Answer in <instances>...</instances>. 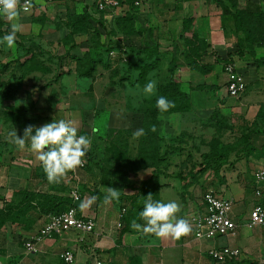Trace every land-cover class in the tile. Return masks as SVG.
Here are the masks:
<instances>
[{"label":"crops","instance_id":"obj_1","mask_svg":"<svg viewBox=\"0 0 264 264\" xmlns=\"http://www.w3.org/2000/svg\"><path fill=\"white\" fill-rule=\"evenodd\" d=\"M97 1L63 0L49 3L38 0L30 12L17 8L18 20L9 21L0 17V38L10 32L12 23L21 25L14 49L0 45V60L6 57L11 64L19 63L21 66L26 60L23 54L29 55L31 49L41 50L48 46L64 48L70 32L82 34L87 31L80 26L69 29L66 20L72 15L77 16L80 11L76 8L82 6H88L87 11L91 16L99 19L98 13L102 11L98 9ZM259 9L264 10V0H147L136 8V25L127 34L123 30L118 31L114 22L109 21L125 15L130 6L110 7L103 11L108 12L104 19L109 23L95 25L94 32H100L103 40L108 38L105 33L118 32L114 39H119L122 47L128 50L129 65L120 63V66L112 62L106 52L103 57L99 55V50L90 46L89 52L95 55H89L87 75L72 67L70 74L55 76L56 63L51 69L54 73L44 74L37 70L27 72L22 79L13 76L14 81L20 82L13 94L16 99L3 100L4 105L0 103V107L9 105L17 109L15 106L27 103L24 111L38 113L41 126L53 120H71L80 134L90 129L89 112L107 109L112 111L114 118L120 113L121 119L109 122L106 129L122 128L134 134L144 127L145 97L150 96L149 99L156 95V90L153 95H146L144 86L150 80H154L157 86L168 74L174 60L177 63L175 79L187 92L189 107L183 112L167 113V119L161 122L165 135L163 152H167V159L158 169L152 167L136 173L133 185L138 187L142 184L140 180L148 181L156 172L154 181L159 184L156 200L168 202L172 196H176L170 192L177 193L180 199H174H178L181 205L177 215L188 221L191 231L179 239L171 236L157 238L154 234H145L133 228L123 231V225L118 226L119 207L115 200L105 202V196L109 187L120 190L121 194L131 193V187H124L121 182L98 185L96 176L101 175V170L94 166L91 170L79 168L75 173L69 171L58 183H49L34 153L0 155V208L7 205L15 208L10 220L0 229V264H52L48 254L50 249L58 252L60 264H65L60 259V253L67 249L75 254L73 264H128L133 257H136L135 263L138 264H264V228L248 226L252 208L256 203L264 202V187L261 188L263 196L257 197L254 184V173L264 167V124L262 120L254 122L264 109V66L258 68L255 63V59L264 57V46L254 44V55L249 52L236 55L240 47L251 46L247 42L246 31L252 29L251 17ZM56 19L58 25H52L50 21ZM81 34L74 35L76 44L82 47L91 45V41L87 42V38ZM193 47L201 49V54L197 56L200 66L196 69L186 64V52ZM76 53L73 52L70 59L83 61ZM231 54L233 63L244 73L248 85L240 97L227 93L224 62L217 60H225ZM149 64L151 66L145 68ZM70 79L71 86L67 83ZM130 88L138 94H145L143 99L136 100L135 107L128 102L129 95L125 93ZM66 95L80 97L79 102L69 108L79 117L78 122L66 117ZM121 95H124V100L120 99ZM83 97H89L88 105H81ZM221 116L227 122L222 128ZM217 136L226 143L234 144L229 163L217 172L208 169L198 174L200 167L193 168V164L203 162L202 155L210 152V145ZM239 139H246L248 145L244 142L238 144ZM88 158L85 156V159ZM190 171L194 178L181 177V174L185 176ZM74 185H78L81 193V200L76 203L78 215L95 217V231L85 234L71 231L63 234L62 238H48L39 246L38 252L27 253L24 244L20 245L18 241L33 236L49 215L39 213L42 206L38 201L43 202L45 208L47 206L41 197H36L33 202L36 208L15 213L27 203L20 193H49L71 199ZM95 185L104 194L103 199L93 193ZM209 190L232 200L231 217L238 225L235 236L196 239L192 217L205 212L204 194ZM223 246L240 249V256L225 263L215 262L208 251ZM36 255L40 261H33Z\"/></svg>","mask_w":264,"mask_h":264},{"label":"trees","instance_id":"obj_2","mask_svg":"<svg viewBox=\"0 0 264 264\" xmlns=\"http://www.w3.org/2000/svg\"><path fill=\"white\" fill-rule=\"evenodd\" d=\"M134 2L135 0H121V5L130 6V10L126 11L125 15L116 18L117 23L114 22V24L118 27V31L123 30L121 28V25L119 26L120 23H125L127 19H128L127 22L135 21L137 19L135 18L136 16L135 10L138 7L135 6ZM251 27H252L251 30L246 31V39H247V42H250L251 46H249V48L240 47L239 52L236 53V55L238 56L240 55V53L243 54L244 52H249L252 55H254V47H253L254 44L264 46V10L257 11L255 16L251 17ZM111 33H112L111 35H116V33L118 32L112 31ZM110 38L111 39H108L104 43V46H102L101 48L97 49V47L96 48L94 47L95 50H99L101 52V49H102V51L106 52V54L109 56L108 58H110L112 62L114 63H118V64L124 63L125 65L128 64L130 62V55L128 54V50L122 47L123 45L120 44V40H116L114 39L115 37H112V36H110ZM65 43H67V41H65ZM114 47H119V49H115L118 51L117 59L113 58L110 54L112 51H114ZM122 54H128L127 55L128 60L126 62L122 61V57H121ZM200 54H201V49L197 47H193V48H190V50H187L186 52L187 63L186 64L194 69L198 68L200 65L197 61L198 59L197 56ZM217 60L224 62L223 64L225 66L228 63H233V54L225 58V60H221V59H217ZM81 62L83 61L78 60L77 64L80 65ZM255 63L258 68L264 66V57L255 59ZM130 66H133V65H130ZM149 66H151V64L145 65V68H148ZM176 68H177V63L173 60L170 64L168 74L156 86V95L152 99L145 101L146 111L144 113L145 115H144V127H143L145 131V135L137 139V137H135L130 132V130H126L128 133V138L131 136L136 139L137 154L136 155H126V150L128 148L126 146V148L121 149L118 156L120 157L121 160H126L128 162L127 165L118 166V165H114L111 162H109L108 164L104 165L103 169H101V175H99V177H97L98 175L96 176L98 185L104 184V183L108 185H115L117 182H122L124 187H127L130 185L132 190L135 191L134 193H122L119 199L115 200L117 205H119V209L121 212L123 209H125V212L122 214V218L120 219L121 226L123 225L122 226L123 231H128L131 229L130 225L133 220H136L137 223H141V224L144 223V221H142L139 218V212L143 209L144 200L149 194L152 195L153 200H156V198H158L157 191L159 188V184L158 182L157 183L155 182L156 181L155 179L157 178L156 172H154V174L148 179V181L140 180L142 184L139 185L138 187L136 185L129 183L131 177L134 176L136 178L137 176L136 173L140 172L141 170H144V169L146 170L152 167L155 169L160 168L161 164L164 161H166L167 156H168L167 152L166 153L163 152V143H164L163 139L165 138L159 137L156 141L154 137L155 131L154 132L151 131L153 127H155V129H158V127L161 125V119L159 118V116L162 113L156 107V100L159 98V96H164L168 100L174 103V107L170 108L167 112H163V113L183 112L187 110V108L189 107L188 94L185 90L182 89L180 82L176 81L175 79ZM241 73L244 74L243 72ZM82 74L87 75L89 73H82ZM210 88H215V87H210ZM247 89H248V85H247ZM215 114L219 116L218 113H215ZM215 114L212 120H214ZM223 118L224 117L220 119L221 128L227 124V122H225ZM259 120H262L261 123L264 124V109L263 108L258 114V119L255 120L254 122L257 123ZM152 139L154 140L153 144H152ZM115 142L116 140H114L111 144ZM240 142L241 144L242 142H244L245 145H248V142L246 139H244V141H241L239 139L238 144ZM128 143L132 144L129 140H128ZM146 144L152 146V153L150 155L149 154L144 155V146ZM233 150H234V144L226 143L222 140L220 136H217L216 138H214L213 143L210 145V152L202 155L203 162H201L200 164H197V163L193 164V168H197V166L200 167V169L197 171L198 174L200 172H206V170L208 169L214 170L217 172L222 168L224 164L229 163V158H230L229 154H231ZM86 168L88 169L90 168V170L93 169L90 159L87 160V165L85 166V169ZM191 173L192 172L190 171L185 176L181 174V177L182 178H189V177L194 178L195 176H193ZM153 182L155 183L152 186ZM98 185H95V190L93 191V193L97 195L99 199H103L104 194L98 189ZM20 194L24 195L23 200L26 201L27 203H25L24 205H21L22 209L15 212L17 214L24 213V212H27L28 210L36 208V206L33 203L36 197H41L44 199L45 202H47V206L45 208L43 205V202L41 204L40 201H38L39 204L42 206V209L40 208L41 210L39 211V213L43 212L44 214H47V215L58 214V213L64 212L74 205L73 199L72 198L68 199L67 196L60 197V196L51 195L49 193L40 194L39 192L29 193V191H25ZM14 211H15V208L12 205H7L5 208H0V229L4 226V224L8 220H10L12 213ZM135 259L136 257L130 258V261L128 262V264H138V263H135Z\"/></svg>","mask_w":264,"mask_h":264},{"label":"rangeland","instance_id":"obj_3","mask_svg":"<svg viewBox=\"0 0 264 264\" xmlns=\"http://www.w3.org/2000/svg\"><path fill=\"white\" fill-rule=\"evenodd\" d=\"M72 5L74 3H71ZM91 8V6L89 7ZM92 8L94 10H96L93 6ZM72 9H75L72 8ZM77 10L80 11L79 14L76 15H72L71 17H69V19H67V26L69 27H65L63 26V28H69L71 29V27H83L85 29H87V31H85L84 33H75V32H66L69 33L70 38H67V44L64 45V48H52L50 46L46 47V48H40L39 49H31V52L29 53V55L27 54H23L25 55L26 60H24L25 62L21 64L17 63L15 65L11 64L10 61H8V59L2 58V60H0V103H3V100H7L10 101L9 99L13 98L16 99V96H14V92L15 90L18 89V86L20 84L19 81H14L13 80V76L17 75V79L21 78L27 74V72L32 73V72H37V70H39V72H42L44 74L53 72V64H58L56 69V73L55 76H62L65 75L67 73H71L72 72V67L76 68V70L79 73H88L89 67H90V63H89V55H91V53L93 52H89V47L91 46V48H93V46L97 49L101 48L102 46H104L105 41H107L108 39H111L110 36L112 37H117L116 35H111L112 33H105V35L109 36L106 40H103L102 35H100V32H94V26L95 25H99L102 24L104 25L105 22H107V24L109 22H116V18H112L111 21H106L104 19L105 14L106 13H102L99 12V19H96L95 17L93 18V16H91V14L87 11L88 10V6L87 7H83L82 8H76ZM135 18H137L135 16ZM114 20V21H113ZM78 21V22H77ZM128 21V19H127ZM125 22V23H120L119 26L121 25V28L123 29L124 32H126L127 34H130L129 32L133 29V26L136 25V20L135 21H130V22ZM64 22V21H63ZM50 23L52 25L57 26L58 25V21L56 20H51ZM78 24V25H76ZM99 29V28H97ZM90 31V32H89ZM84 35L88 41H91V45L89 46H80L79 43L76 44V41L74 40L75 37L74 35ZM84 37V38H85ZM119 40V39H118ZM75 42V43H74ZM62 44V42H60V45ZM74 44V45H73ZM70 47V48H69ZM94 48V49H95ZM115 49H119V47H114V51L116 53H118L117 50ZM24 50V49H23ZM17 51H19L17 49ZM25 51V50H24ZM77 51L76 55L81 56L84 60L83 62H81L80 65L76 64V62L78 63V60H73L75 61V63L72 61L73 57V52ZM102 51V49H101ZM114 52V53H115ZM115 53V54H116ZM94 54V53H93ZM95 55V54H94ZM101 56L105 57V53L104 52H100ZM9 57V56H7ZM24 57V56H23ZM113 58H118L117 56H112ZM72 61V62H70ZM120 65V64H118ZM124 65V64H123ZM121 66V65H120ZM119 66V67H120ZM21 68V70H20ZM20 72H19V71ZM164 71H161V73H163ZM71 79L67 82L69 86H71ZM227 91V90H226ZM125 93L129 95V101L131 103V105H133L135 107V103L136 100H141L143 99L142 97L145 96V94H138V92L134 89H126ZM124 96V95H123ZM123 96L121 95V100L123 99ZM150 97V96H148ZM148 97H145V101L152 99L153 96L151 98L148 99ZM79 98L80 97H74V96H70V95H66L65 97V104H66V117H69L71 119H73L74 121L79 120V117L77 116L76 113L73 112V110H69L70 107H72L73 104L79 102ZM92 100L94 99L93 97H91ZM132 100H134V102H132ZM25 100H23L22 102H24ZM89 97H83L81 98V105L86 103L85 105L89 104ZM19 102V101H18ZM4 105V103H3ZM27 103H22V106H15L17 109H13L12 107H10L9 105L0 107V155H32L33 152L31 151L28 142H26L25 148L24 149H19L17 147V145L15 144V140L14 137L11 135V133L13 131L16 130L17 135L22 137L24 130L26 127H28L29 125H34L36 127H40L41 124L39 123L40 121H38V113H33V112H28V111H24L27 109ZM68 107V108H67ZM94 112V111H93ZM89 112L88 115H90V120H91V126L90 129L88 130L87 133H83V135L89 136L92 139V144L90 147L89 152L86 154V156H88V160L90 159L92 166H94L96 169H103L104 165L108 164L109 162H111L114 165H118V166H126L127 165V161L126 160H121L119 155V152L121 151V149L126 148V146L128 147L126 150V155H136L137 154V146H136V139L134 137H129L128 138V133L125 130H122V128L116 129L114 127L111 128H107V125L109 122L114 121V120H120V113L116 114V117L114 118V115L111 113L112 111H102V112ZM93 113V114H92ZM126 114V113H125ZM71 115V116H70ZM130 115H128L129 118ZM74 117V118H73ZM88 117V116H87ZM123 118V117H122ZM159 118L161 119V122H165V120L167 119V113H162ZM82 120V119H81ZM125 120V118H124ZM13 122V123H12ZM83 123V122H82ZM44 125V124H43ZM95 125V126H93ZM95 127V128H93ZM97 128V129H96ZM95 130V131H94ZM155 140L157 141V139L159 137H164L163 135V126L160 125L158 127V129L155 130ZM114 140H116L115 143L111 144ZM128 140L132 143H128ZM163 142L165 143V139H163ZM154 143V140L152 139V144ZM150 144V143H149ZM118 153V154H117ZM152 153V146L146 144L144 146V155H150ZM94 168V170H95ZM132 176V175H131ZM130 176V177H131ZM137 178V177H136ZM134 176L131 177L130 182L131 184H134L133 182L136 179ZM119 183V182H118ZM122 183V182H121ZM123 184V183H122ZM254 184L255 187L256 186H260V188L264 187V181L263 182H259L256 183V180L254 179ZM127 187H130L127 186ZM252 191V190H251ZM135 191H132L131 193H134ZM173 193L174 195H176L175 197L172 196L171 200H175L176 202L179 203L178 199H174V198H179V195L177 193L174 192H170ZM253 197H255V195L253 194ZM117 204V203H116ZM119 207V205H117ZM71 231H77V230H69V231H65L62 234L56 235L55 237H61L63 236V234L67 233V232H71ZM78 233H82L85 234L81 231H77ZM24 238V240H19L18 244L23 245V243L28 239ZM58 252L55 251V249H50L49 250V261H51L52 264H60L59 262V257L57 255ZM34 255V254H33ZM33 261H40V259H38V256L36 255L35 259Z\"/></svg>","mask_w":264,"mask_h":264},{"label":"clouds","instance_id":"obj_4","mask_svg":"<svg viewBox=\"0 0 264 264\" xmlns=\"http://www.w3.org/2000/svg\"><path fill=\"white\" fill-rule=\"evenodd\" d=\"M17 3L18 0H0V17L9 21L18 20ZM20 31L21 25L18 22L12 23L10 32L0 38V45L14 49L17 33ZM155 90L154 80H150L143 89L146 95H153ZM156 107L163 113L174 107V103L164 96H159ZM155 130V127L151 129L153 132ZM11 135L21 150L25 148L26 141L28 142L36 160L41 163L49 183H58L69 171L81 166L92 144L89 136L78 135V128L73 121L65 119L53 120L40 127L29 125L25 128L22 137L17 135L16 130ZM133 135L138 138L145 135V131L141 128ZM120 195V190L109 187L105 202L118 200ZM92 199L94 200L95 197ZM180 211L181 205L175 200L168 202L153 200L152 195L149 194L144 200L143 209L139 212V218L144 223L133 220L130 227L145 234H154L157 238L171 236L179 239L191 231L188 221L178 217Z\"/></svg>","mask_w":264,"mask_h":264},{"label":"built area","instance_id":"obj_5","mask_svg":"<svg viewBox=\"0 0 264 264\" xmlns=\"http://www.w3.org/2000/svg\"><path fill=\"white\" fill-rule=\"evenodd\" d=\"M38 0H18L17 8L22 12H30L34 8ZM43 2H59L63 0H40ZM147 0H135V6H142ZM121 5V0H98L97 7L101 11H106L108 8H118ZM27 9V10H25ZM112 51L111 56H118V53ZM122 61L128 60L127 54H122ZM224 71L227 76L226 89L227 93L232 97H240L247 90V82L244 74H242L234 63H228L224 66ZM78 135H82L78 133ZM84 163L72 170L73 173L79 168H85L87 160ZM256 183L264 181V167L259 168L254 173ZM256 196H263L260 186H256ZM71 196L74 200V205L64 212L49 215L48 220L40 229L24 242V248L27 253H36L39 251V246L48 238H53L56 235L62 234L65 231L77 230L83 233H92L95 231L97 221L95 217H81L78 215L76 203L81 200V193L78 185L73 187ZM205 212L196 214L192 217V222L195 226L196 239H212L218 236H235L237 234V223L231 217L233 202L230 199L221 197L212 191L206 192L204 195ZM125 209L120 213V219ZM118 226H121L119 222ZM249 227L260 226L264 228V202H258L254 205L250 213ZM209 257L217 263H225L238 258L241 254L240 249L223 246L220 248H211L208 251ZM60 259L65 264H73L75 262V254L72 250H64L60 253Z\"/></svg>","mask_w":264,"mask_h":264}]
</instances>
